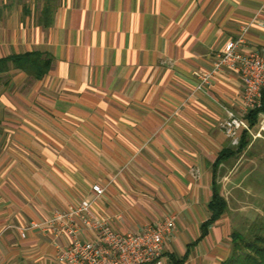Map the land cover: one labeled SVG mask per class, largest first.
<instances>
[{
  "label": "crops",
  "instance_id": "0c3cea01",
  "mask_svg": "<svg viewBox=\"0 0 264 264\" xmlns=\"http://www.w3.org/2000/svg\"><path fill=\"white\" fill-rule=\"evenodd\" d=\"M244 26L264 47V0H0V59H51L39 78L0 71V264H63L69 237L46 221L81 199L120 232L172 218L164 254L182 264L226 259L237 224L264 214L250 192L264 111L237 153L219 123L241 113L240 78L196 89V73ZM213 183L227 208L202 234Z\"/></svg>",
  "mask_w": 264,
  "mask_h": 264
},
{
  "label": "built area",
  "instance_id": "2783aa9c",
  "mask_svg": "<svg viewBox=\"0 0 264 264\" xmlns=\"http://www.w3.org/2000/svg\"><path fill=\"white\" fill-rule=\"evenodd\" d=\"M246 27H241L236 38L227 40L213 62L211 70L196 73V89L208 85L214 72L230 69L242 82V110L240 114L228 109L219 129L233 145L239 142V131L252 135L245 115L253 109L264 108V47L249 49L246 45ZM264 111V110H262ZM264 130V119L259 132ZM95 196L104 188L91 186ZM56 235H67L68 241L60 245L55 256L63 264H173L164 254V243L174 226L172 218L145 224L138 232H120L109 221L92 209V201L81 199L55 211L46 221ZM36 223H30L35 226ZM24 235L23 233L21 234Z\"/></svg>",
  "mask_w": 264,
  "mask_h": 264
},
{
  "label": "trees",
  "instance_id": "16d2710c",
  "mask_svg": "<svg viewBox=\"0 0 264 264\" xmlns=\"http://www.w3.org/2000/svg\"><path fill=\"white\" fill-rule=\"evenodd\" d=\"M45 16L47 13H44ZM11 62L15 67L25 71L27 74L39 78L43 76L50 68L51 59L47 55L39 52H27L19 55H11L0 59V71L5 70L8 63ZM264 110L253 109L245 115V120L250 126L257 122L258 113ZM247 131L243 130L239 135L237 144V153L242 151L247 145ZM223 154L219 157L221 159ZM211 215L207 221L202 224V234L206 227L218 219L226 210L225 199L220 195L215 183L212 186V198L209 203ZM253 225L247 234L242 235L236 230L231 233V251L226 259L220 264H264V228L263 222L252 221ZM170 262L173 264H182L185 257L177 258L175 255H169Z\"/></svg>",
  "mask_w": 264,
  "mask_h": 264
},
{
  "label": "rangeland",
  "instance_id": "374dc122",
  "mask_svg": "<svg viewBox=\"0 0 264 264\" xmlns=\"http://www.w3.org/2000/svg\"><path fill=\"white\" fill-rule=\"evenodd\" d=\"M253 172L251 174V179H252V187H251V204H259L260 208L264 210V158L262 159H257L256 163L253 166ZM257 194H260L263 196V198L259 197ZM253 200V201H252ZM258 202V203H256ZM254 206V205H253ZM258 206V205H257ZM250 208H254L250 206ZM251 211V210H250ZM251 220L257 222H263V228H264V214H257L252 213L251 211ZM247 222L246 224L240 225L239 223L237 224V228L235 229L237 232H239L242 235L247 234L248 230L250 227L253 225V222Z\"/></svg>",
  "mask_w": 264,
  "mask_h": 264
}]
</instances>
